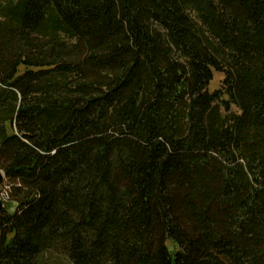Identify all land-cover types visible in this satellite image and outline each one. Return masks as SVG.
<instances>
[{"label":"trees","instance_id":"16d2710c","mask_svg":"<svg viewBox=\"0 0 264 264\" xmlns=\"http://www.w3.org/2000/svg\"><path fill=\"white\" fill-rule=\"evenodd\" d=\"M0 168V264H264V0H0Z\"/></svg>","mask_w":264,"mask_h":264},{"label":"rangeland","instance_id":"374dc122","mask_svg":"<svg viewBox=\"0 0 264 264\" xmlns=\"http://www.w3.org/2000/svg\"><path fill=\"white\" fill-rule=\"evenodd\" d=\"M222 80H223V76L222 75L215 74L214 75V80H213V82L210 85V91L213 92V91L217 90L220 87V85L222 83ZM9 189H10V187L7 186V184L5 183L4 186H3L4 195H6L5 191H8ZM168 246H169L170 250L173 251L174 244L172 242H169ZM44 263H46V264H71L69 262V260H67L65 257L57 256V255H51V254L45 255Z\"/></svg>","mask_w":264,"mask_h":264},{"label":"water","instance_id":"95a60500","mask_svg":"<svg viewBox=\"0 0 264 264\" xmlns=\"http://www.w3.org/2000/svg\"><path fill=\"white\" fill-rule=\"evenodd\" d=\"M5 181V174L4 171L0 168V218L5 213L12 214L17 210V203L6 200L3 194V183Z\"/></svg>","mask_w":264,"mask_h":264},{"label":"built area","instance_id":"2783aa9c","mask_svg":"<svg viewBox=\"0 0 264 264\" xmlns=\"http://www.w3.org/2000/svg\"><path fill=\"white\" fill-rule=\"evenodd\" d=\"M7 198V197H6Z\"/></svg>","mask_w":264,"mask_h":264}]
</instances>
